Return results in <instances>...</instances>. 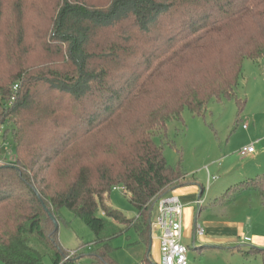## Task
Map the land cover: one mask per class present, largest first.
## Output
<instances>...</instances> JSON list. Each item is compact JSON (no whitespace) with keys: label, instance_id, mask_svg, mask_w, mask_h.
I'll return each instance as SVG.
<instances>
[{"label":"trees","instance_id":"16d2710c","mask_svg":"<svg viewBox=\"0 0 264 264\" xmlns=\"http://www.w3.org/2000/svg\"><path fill=\"white\" fill-rule=\"evenodd\" d=\"M41 1L0 0V128L14 157L0 167V262L42 264L30 239L53 264L79 259L57 240L65 207L94 235L92 264H118L110 240L131 229L149 248L158 200L195 183L155 139L184 109L234 98L243 62L264 59V0H53L47 21ZM240 185L264 206V175ZM114 187L136 218L109 206ZM240 253L264 264V249Z\"/></svg>","mask_w":264,"mask_h":264},{"label":"rangeland","instance_id":"374dc122","mask_svg":"<svg viewBox=\"0 0 264 264\" xmlns=\"http://www.w3.org/2000/svg\"><path fill=\"white\" fill-rule=\"evenodd\" d=\"M15 1L3 0V3L4 6L9 7ZM37 1L25 0L28 6ZM88 2L93 6H106L109 0H88ZM54 9L53 0H42L37 20L46 16L47 21ZM237 100L243 105L240 106ZM262 119H264V59L258 63L245 60L234 98L210 101L200 116H193L184 109L181 121L168 123L162 139L156 138L155 142L160 146L169 166L179 165L185 174L197 179L204 189L202 199L206 202L219 203L231 219L243 221L246 231L255 229L264 233V206L260 204L258 194L255 191H234L240 188V182L247 178L264 175V148H262L264 144L261 146L254 144L255 154L252 156L241 158L238 155L243 147L259 139L254 134V126ZM244 126L245 129H243ZM3 130H5L4 127L2 132ZM6 135L11 146L5 149L13 153L11 133L7 132ZM2 142L1 133L0 147ZM5 149L4 147L0 149L2 156L6 152ZM209 174L212 179L207 183ZM209 190H211L210 193ZM220 198L221 202L218 201ZM108 204L127 219L137 217L135 208L129 203L123 191H112ZM56 227L59 245L67 252H71L64 261L71 259L74 252H77L81 253V257L68 264H92L89 253L93 247L94 235L83 221L70 210L62 207L58 210ZM152 236L157 238L159 233L155 231ZM29 241L41 254L42 264H53L52 252L46 251L33 239ZM136 241L137 236L131 229L111 239L109 246L112 249L113 259L118 264H155L159 261L160 257L156 253L155 244L151 243L146 249ZM182 244L187 246L191 263L198 264V261H201L204 264L228 262L230 264H262L258 253L243 257L242 254L234 251L233 257L223 258L218 252L210 249L200 247L195 249L192 242L184 238ZM238 245H242L243 252L248 251L250 247L264 249L251 242ZM0 264L4 263L0 262Z\"/></svg>","mask_w":264,"mask_h":264},{"label":"crops","instance_id":"0c3cea01","mask_svg":"<svg viewBox=\"0 0 264 264\" xmlns=\"http://www.w3.org/2000/svg\"><path fill=\"white\" fill-rule=\"evenodd\" d=\"M254 134H256L259 139H256L254 140V142L246 145L247 147L253 145V149L254 144H258L259 146H261V144H264V119H262L260 123L258 122L254 126ZM7 147L5 146V148ZM262 148H264V146H262ZM5 151L6 152L3 156L1 154V158H8L9 156L13 155V153L7 152L6 149ZM253 154H255V150L252 154H249L246 157L252 156ZM243 174L244 176H247L246 173ZM210 179H212V177H210L209 174L207 176L206 182L209 183ZM199 185V182L197 181V179H195L194 184H187L172 191V194L178 196L184 207L182 241L183 238L186 241H191L195 249H198V247H200L210 249L214 252H218L220 254V257L223 258L233 257L234 251L237 254H241L240 252L242 245L238 244L245 243V238H249L250 242L256 245L257 247L264 248L263 232H259L255 229H249L248 231H246L247 229L245 228L243 221L231 219V217L228 216L227 211L223 207H221L219 203L206 202L200 196ZM210 191L211 190H209V193ZM198 199L203 201V204L201 206H198L196 204ZM155 217L156 208L154 210V214L152 215L151 222L155 220ZM198 227L203 230V234L201 236L196 233V228ZM151 243L155 244V250L159 256L158 240L157 238H154L152 234ZM187 261L188 264H197L195 262L191 263L189 261L188 254ZM198 264H204V262L202 263L201 261H198ZM225 264L230 263L228 262Z\"/></svg>","mask_w":264,"mask_h":264},{"label":"built area","instance_id":"2783aa9c","mask_svg":"<svg viewBox=\"0 0 264 264\" xmlns=\"http://www.w3.org/2000/svg\"><path fill=\"white\" fill-rule=\"evenodd\" d=\"M18 86L13 87L14 93L17 91ZM14 100V96L11 97L10 103ZM246 127L244 126L243 129ZM2 128H0V135ZM0 149L5 146H10L7 140L3 139ZM1 151V150H0ZM254 152L253 145L246 148H242L238 155L243 158ZM14 160L13 155L8 158H1L0 154V167L4 164H10ZM123 191V187H114L112 191ZM196 204L201 206L203 201L198 199ZM183 211L184 207L178 196L174 194L167 195L158 200L156 204V217L151 222L150 230L151 234L157 231L159 236L158 250H159V261L157 264H188L187 261V247L182 244V225H183ZM196 233L201 236L203 230L199 227L196 228ZM244 242H250L249 238H245Z\"/></svg>","mask_w":264,"mask_h":264},{"label":"water","instance_id":"95a60500","mask_svg":"<svg viewBox=\"0 0 264 264\" xmlns=\"http://www.w3.org/2000/svg\"><path fill=\"white\" fill-rule=\"evenodd\" d=\"M53 220V222L55 223V225H56V222L54 221V219H52Z\"/></svg>","mask_w":264,"mask_h":264}]
</instances>
